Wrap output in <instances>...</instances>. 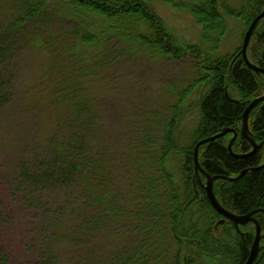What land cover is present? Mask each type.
Listing matches in <instances>:
<instances>
[{
  "label": "trees",
  "instance_id": "1",
  "mask_svg": "<svg viewBox=\"0 0 264 264\" xmlns=\"http://www.w3.org/2000/svg\"><path fill=\"white\" fill-rule=\"evenodd\" d=\"M156 1L17 0L12 6V18L5 30L0 31V109L11 97V81L3 78L2 64L23 46L17 40L23 28L47 15L52 7L57 8L60 18L73 24L70 44L63 47L71 60L86 57L88 49L119 42L127 52L143 51L173 60L190 55L199 69V77L182 92L168 115L159 119L156 125L159 137L145 136L141 143L130 142V157L139 153L134 162L136 175L127 190L128 195L136 197L132 200L135 208L131 209L118 204L120 191L112 170L114 160L98 109L85 97L83 85L60 88L52 106L64 103L66 119L56 120L53 134L44 138L37 155L22 159L17 174L9 177L7 184L0 181L9 193L10 210L13 211L14 203H19L26 213L39 212L36 229L27 232L31 237H25L31 242L25 250L22 245L16 251L4 248L0 240V264H58V245L67 242L88 248L100 238L104 225L118 223L120 219H131L132 226L127 232H135L139 239L135 255L127 258V264H152L169 258L174 264H200L202 260L218 264L219 257L221 263H227V246L221 241L218 247L215 231L222 217L207 199L204 177L194 172L193 153L200 140L224 128L237 132L233 153L251 150L240 135L242 114L252 100L264 95V76L255 74L236 56L241 45L232 55L217 57L212 50L220 45L227 17L242 22V43L248 25L261 13L264 0H243L237 12L222 5L223 13L219 0H189L188 8L202 26L203 37L213 44L209 52L198 44H181L154 11ZM162 1L174 8L185 5L184 0ZM27 43L54 53L51 44L39 37ZM247 57L253 65L264 69V19L250 39ZM197 86L205 92L197 101V117L186 135L187 142L182 144L184 113L193 108L185 102ZM231 86L239 92L235 101L229 94ZM248 127L257 143L264 141V104L249 114ZM232 136L229 133L215 140L207 149L206 145L199 147V165L210 176L235 178L241 171L264 163V145L249 158L233 157L227 149ZM213 192L219 204L232 213L264 210V166L248 171L234 182L216 180ZM13 219L0 206L1 239L3 231L14 224ZM62 226H66L65 231ZM219 226L228 228L230 222ZM243 246L241 256L245 254ZM156 249L159 253L155 255ZM19 251L25 253L22 260Z\"/></svg>",
  "mask_w": 264,
  "mask_h": 264
},
{
  "label": "rangeland",
  "instance_id": "2",
  "mask_svg": "<svg viewBox=\"0 0 264 264\" xmlns=\"http://www.w3.org/2000/svg\"><path fill=\"white\" fill-rule=\"evenodd\" d=\"M16 1L0 0V31L5 30L12 18L10 10ZM183 2L185 5L174 8L158 0L154 2L153 8L168 31L181 44H198L202 49H207L205 52H209L213 49L212 42H206L203 37L202 26L196 22L188 8L190 1ZM242 2L219 0L220 12L223 11L222 5L237 12ZM58 14L57 8L52 7L47 15L28 23L17 36L23 46L14 51V56L10 54L1 66L3 78L11 81V97L0 109V181H6L7 184L8 178L17 174L22 159L37 155L43 147L44 138L53 134L56 120L66 119L64 103L52 106L58 90L70 84L79 87L83 85L85 97L88 96V100L99 111L98 118L104 121V135L108 137L109 153L114 160L112 170L120 191L118 204L122 208H135L132 200L136 197L128 195L127 190L136 175L137 166L134 162L139 153L130 157V142L141 143L145 136L159 137L156 126L159 119L167 116L182 92L196 82L199 69L194 66L195 62L190 55L182 60H173L143 51L127 52L119 42L88 49L86 57L71 60L63 47L70 44L69 34L73 24ZM242 32V22L227 17L225 34L220 38L218 49L212 50L213 55L219 57L234 54L242 45ZM36 37L48 41L54 53L36 49L27 43V40L30 42ZM238 54L237 57L240 56ZM71 55L74 57V54ZM204 92L203 87L197 86L185 102V105L193 108L184 113L185 122L180 130L182 144L187 142L186 135L197 117V101ZM229 94L234 101L239 98L238 90L232 86L229 87ZM2 186H5L4 183L0 184V206L15 219L12 227L3 231L0 240L4 248L16 251L21 250L22 245V250H25L27 245H31L25 237H31L27 232L36 229L39 212L26 213L19 203H14L13 211L10 210L9 193ZM33 199L36 200V196ZM131 223V219L107 223L100 230V238L88 248L61 243L56 250L58 264L129 263L127 258L134 256L139 246L135 232H127ZM61 230L65 231L66 226H62ZM158 249L155 255L159 253ZM18 257L22 260L25 257L24 251H19ZM152 264L174 262L169 258ZM200 264L209 263L202 260ZM258 264H264V259Z\"/></svg>",
  "mask_w": 264,
  "mask_h": 264
},
{
  "label": "water",
  "instance_id": "3",
  "mask_svg": "<svg viewBox=\"0 0 264 264\" xmlns=\"http://www.w3.org/2000/svg\"><path fill=\"white\" fill-rule=\"evenodd\" d=\"M264 19V9L261 11L260 14H258L251 22V24L249 25L248 29L246 30L243 40H242V45H241V49L238 55L241 56L243 62L245 63L246 67L250 70H252L255 74L257 75H262L264 76V69L257 67L255 65H253L248 57H247V48L250 42V39L254 33V31L256 30L258 24L260 23V21ZM264 104V95L260 96L259 98H256L254 100H252L248 106L245 108L243 114H242V124H241V128H240V135L246 139V141L250 144L251 146V150L248 153H244V154H235L232 151V145L233 142L235 141L236 137H237V132L234 131L233 129L230 128H224L222 129L218 134L208 137L206 139L200 140L194 147V153H193V160H194V172L196 174H201L204 179H205V183L203 184V188L205 190L207 199L210 203V205L212 206V208L222 217V220L218 221L215 228L220 224V222L224 221V220H229L234 222L235 224H246L249 221H254V219L252 218V216L258 212L260 213H264L263 209H258V210H253L251 212H249L246 215H237L235 213H232L226 209H224L219 202L217 201L214 192H213V183L220 179V180H227L230 182H234L236 180H238L239 178H241L245 173H247L248 171H255L257 169H259L260 167L264 166V163L257 167V168H253V169H246L243 170L239 173V175L235 178H228V177H223V176H210L209 174H207L198 164V149L200 146L202 145H206V149L209 147V145L211 143H213L215 140L222 138L224 136H226L229 133L233 134V137L230 139L227 149L228 152L235 158L238 159H246L251 157L252 155H254L258 150H260L262 148V146L264 145V141L257 143L249 130L248 127V117L249 114L255 109L257 108L259 105ZM259 227L257 225V231H256V236L253 242V245L251 247L250 250V255L249 258L247 259V261L245 262V264H253V262L255 261V258L258 254V250H259V241H260V232H259Z\"/></svg>",
  "mask_w": 264,
  "mask_h": 264
},
{
  "label": "flooded vegetation",
  "instance_id": "4",
  "mask_svg": "<svg viewBox=\"0 0 264 264\" xmlns=\"http://www.w3.org/2000/svg\"><path fill=\"white\" fill-rule=\"evenodd\" d=\"M246 214L237 215L242 216ZM259 214L260 212L252 216L255 222L249 221L246 224H235L232 221L224 220L220 222V224L229 221L230 226L228 228L221 229L218 227L220 224L215 228L217 231L218 247L221 246V241H224V245L227 246V252L229 253V255H227V263H221V258L219 257L218 264H245L249 258L250 250L256 236L257 225L260 230V241L258 254L253 264H258L264 259V213H261L263 215L262 217H260ZM225 232H227L229 236H227ZM241 246H243L245 250L243 256H241Z\"/></svg>",
  "mask_w": 264,
  "mask_h": 264
}]
</instances>
